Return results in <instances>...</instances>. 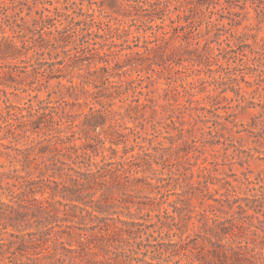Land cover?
<instances>
[{
    "label": "trees",
    "instance_id": "16d2710c",
    "mask_svg": "<svg viewBox=\"0 0 264 264\" xmlns=\"http://www.w3.org/2000/svg\"><path fill=\"white\" fill-rule=\"evenodd\" d=\"M56 1L63 8L54 0H0V59L25 55L31 83L50 89L37 103L35 95L24 107L0 105V158L9 161L0 163V264H264V174L220 178L224 191L215 189L216 196L211 169L192 163L182 148L183 127L202 116L188 118L186 110L207 111L223 126L233 100L248 107L258 95L261 101L252 104L264 116V36L254 33L264 29V0H91L78 11L71 8L77 0ZM147 32L150 37L140 36ZM169 71L182 80L195 72L206 79L181 89L169 81L155 95L151 86ZM206 82L215 92L203 97L209 107L195 98L209 91ZM180 97L185 104L172 102ZM83 104L87 111H75ZM158 126L177 131L170 144H155V133L142 136V129ZM26 135L39 139L13 145ZM130 135L136 144L128 145ZM120 145L124 154L117 158ZM136 147L138 153L125 157ZM173 158L188 165L180 177L188 170L193 177L198 165L199 180L180 185L169 203L173 210L165 207L153 220L150 212L161 211L162 198L170 195L161 189L179 179L169 164ZM200 192L199 204L208 201L203 209L193 204ZM132 208L148 209L152 223L136 221ZM190 226L194 236L186 235ZM150 228L178 239L139 240L153 236Z\"/></svg>",
    "mask_w": 264,
    "mask_h": 264
},
{
    "label": "rangeland",
    "instance_id": "374dc122",
    "mask_svg": "<svg viewBox=\"0 0 264 264\" xmlns=\"http://www.w3.org/2000/svg\"><path fill=\"white\" fill-rule=\"evenodd\" d=\"M73 1V0H72ZM91 0H77V5H72V9L79 10V7L83 5L84 9H88L89 2ZM63 2V1H62ZM57 5L60 8H63L62 3H58L56 0H54V6ZM53 7V6H51ZM35 10L38 9V7L34 8ZM27 11V10H26ZM251 15H254V11L251 10ZM34 13V11H33ZM166 23H169V20H166ZM228 20L226 19L225 22ZM247 24L245 22L242 26L238 29V34H242L244 31V25ZM254 24V23H253ZM134 34H138L134 32L135 27L132 29ZM254 33H258L259 37L264 36V29L261 31L254 30ZM3 33L0 30V36ZM6 36H13V32L11 30L6 29L5 32ZM145 35V37H150L151 33L147 32L146 34H140V36ZM16 39V38H15ZM252 41V40H251ZM204 41H202L203 44ZM180 42H176V45H178ZM215 45V44H214ZM217 45V44H216ZM233 60V59H231ZM27 66V68H26ZM28 69H31V67L28 66V63H26V56L22 55L15 59H0V105L5 106V101L9 104H13L18 107H24L27 106V102L30 98H33L35 95H37L36 98H34V102L37 103L38 100L46 99L48 91L46 88H39V84L31 83L32 77L27 76L26 72H28ZM163 77L159 79L158 82H156L154 85L151 86L152 89H157V92L155 95L163 94V89L168 87V82L171 81L172 86H177L180 89L182 88V85H188L190 82H194L196 85H199L200 83L199 78H205L206 75L203 73L201 75H197V72L190 73L189 76H186L185 80H182L177 74H175L173 71L166 72L164 74H161ZM136 74L133 75L135 77ZM172 77V80H169L166 78ZM159 76L157 75L156 78ZM249 78V77H248ZM77 80V79H76ZM63 82H66L64 80ZM56 81L53 80L52 84H55ZM205 87L209 89L207 92H202L195 96V98L200 99L202 102L200 106L206 105L209 107V100L203 101V97L207 96V94L214 95L215 92L210 91L213 88V85H210V82H206ZM241 85L244 87V82H241ZM89 88L93 89V84H90L88 86ZM202 87V86H200ZM229 97H235L234 93L231 90H228L226 93ZM131 94L126 95L124 98H128ZM251 97V96H250ZM144 99V97H143ZM262 98H259V96H255V99L249 98L248 107H245L247 103L239 104L238 101L233 100L229 106H232L231 109L228 110V114L226 115V124L221 125H215V117L211 113H207V111H196L195 109L192 110H186L185 115L188 118H191L193 116L191 115H198L201 114V117L195 118V122L192 125L193 127H183V140H186L187 143L182 145V148L184 150H188L190 161L192 163H200L201 166H207L211 169V174L216 177V179H213V183H210V191L215 194L216 196H219V193L215 189H219L220 192L224 191V188H222V181H220V178L226 177L228 175H234L237 174V177H242V173L248 171L249 175L251 177H255L259 174H264V116L259 117L258 115L262 112V109L260 106H255L252 104V101L259 102ZM264 100V99H263ZM81 102L84 101V98L81 97ZM130 99L126 100V103L129 102ZM186 100L184 98L180 97V100L174 103H181L185 104ZM90 105H93L94 103H91L89 101ZM123 102H118L115 105V108L118 109L120 105H122ZM223 104L226 105L227 102L223 101ZM97 107H100L99 104H95ZM195 105V104H194ZM228 106V104H227ZM89 108L86 105H82L81 108L75 107V111L82 112L87 111ZM226 109L221 108L219 110V113L225 114ZM161 111V110H160ZM234 113V114H231ZM160 116L158 118H161L162 113L159 114ZM125 122L127 126H133L134 123L132 122L131 118L126 117ZM254 123H257L255 127L252 125ZM120 131L124 133H129L130 130L127 127H116ZM147 133H155L158 135L154 138V143L156 144L159 141H162L165 143V145L170 144V139L168 138L170 134H176L177 131L173 129V127H146L142 129V136H148ZM1 135V134H0ZM39 137L37 135H26V139L21 140L20 143L16 144L13 143L15 146H21L24 147V145L28 146L31 144L33 140H38ZM134 137L133 135H130V139L128 141V145L136 144V142L133 141ZM141 144H144L142 138H139ZM181 142V140H179ZM3 143L10 144V140H3ZM78 144L82 143V140H77ZM147 143V142H146ZM110 145L109 142H106V147ZM118 149V155L117 158H119L120 155H123V146L120 145L117 147ZM3 150H7L3 148ZM140 150L138 147L130 153H128L125 157H131V155L138 153ZM180 153H185L181 152ZM103 155L110 156L111 151L106 150L103 151ZM181 156V155H180ZM102 154L96 157V159H101ZM108 158V157H107ZM177 158V157H176ZM170 159L169 164L173 165V170L177 173L176 177L180 175L181 172L184 170V166H188L184 159H179V161H176L175 159ZM0 163H4L9 165V161L5 156L0 158ZM175 163V164H174ZM170 166V165H169ZM154 167L156 169H160L162 165L161 164H154ZM191 167V166H190ZM170 168H166L164 171L165 175H167V172ZM194 171V176L192 177L191 171L188 170L187 176H179V179L172 180V184L169 187H164L161 189V192H170V195L167 197L164 195L162 198V202H165L163 204V208L161 211L159 210H153L150 212L151 217H153V220H156L155 217L157 214L163 215V210L165 207L168 208L169 212L173 210V206H170L169 203L173 200H176L178 198L177 193L181 191L180 185H187L189 182H196L199 180V168L198 165H195L192 167ZM158 175H160V172H157ZM150 177H152L151 173H147ZM229 179L233 180V176H230ZM156 179H152V182H155ZM236 184V182H235ZM177 185V186H175ZM145 194H151V196H156V192L149 193L146 192ZM210 194V193H209ZM161 195V194H160ZM158 195V196H160ZM203 195L202 192L199 193L198 197H195L193 199V204L198 206L199 208L203 209L206 208V205L208 204V201L205 202L204 205H200L199 201L201 196ZM209 196V195H208ZM142 201H147L146 198L141 197ZM149 200V199H148ZM132 211L138 216L134 218L136 221H145L146 223H152L150 220L151 217H148L146 214L149 212L148 209L138 211L136 208H132ZM122 218L130 219L128 216H125L122 214ZM143 218H146L144 220ZM83 221V220H82ZM89 222V218H85L84 223ZM157 228H150L148 233H152L153 236L148 237L149 234L143 235L139 240H143L144 242H150L152 244H155L156 242H162V241H176L178 239L177 236H171L167 237L165 235V231H156ZM196 232V228L190 226L189 230L187 231L186 235L190 234L191 236H194ZM4 237V236H3ZM2 237L0 236V239ZM149 258V257H148ZM177 259V257L175 258ZM183 263H187L186 260H183Z\"/></svg>",
    "mask_w": 264,
    "mask_h": 264
}]
</instances>
